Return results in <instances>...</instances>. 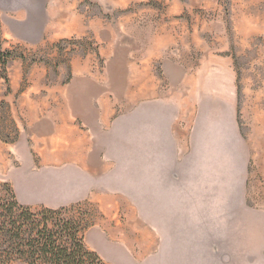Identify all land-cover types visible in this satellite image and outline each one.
<instances>
[{
    "label": "rangeland",
    "instance_id": "obj_1",
    "mask_svg": "<svg viewBox=\"0 0 264 264\" xmlns=\"http://www.w3.org/2000/svg\"><path fill=\"white\" fill-rule=\"evenodd\" d=\"M0 50V199L105 264H264V0H0Z\"/></svg>",
    "mask_w": 264,
    "mask_h": 264
},
{
    "label": "trees",
    "instance_id": "obj_2",
    "mask_svg": "<svg viewBox=\"0 0 264 264\" xmlns=\"http://www.w3.org/2000/svg\"><path fill=\"white\" fill-rule=\"evenodd\" d=\"M12 53L0 50L4 70ZM81 221L63 209L32 212L16 201L0 199V264H105L82 238Z\"/></svg>",
    "mask_w": 264,
    "mask_h": 264
},
{
    "label": "crops",
    "instance_id": "obj_3",
    "mask_svg": "<svg viewBox=\"0 0 264 264\" xmlns=\"http://www.w3.org/2000/svg\"><path fill=\"white\" fill-rule=\"evenodd\" d=\"M74 23H75V20H73L72 23H68L67 26L70 25V27H69L66 31L69 32V33H71V34H82V33H84V31H80V28H81V27H80V26L78 27V25H76L77 28H75V27L73 28L72 25H73ZM69 33H68V34H69ZM67 132H68V131H67ZM69 136H70L69 133H67V134H66V137H69ZM69 139H70V138H68L67 141H66V144H67V145H69V142H72V141H73V144L79 145V143H78L79 140H76V142H75L74 140L69 141ZM1 144H2V143H0V148H1Z\"/></svg>",
    "mask_w": 264,
    "mask_h": 264
}]
</instances>
